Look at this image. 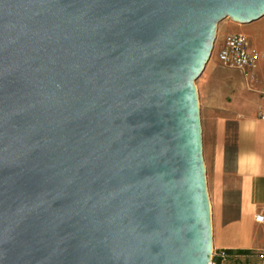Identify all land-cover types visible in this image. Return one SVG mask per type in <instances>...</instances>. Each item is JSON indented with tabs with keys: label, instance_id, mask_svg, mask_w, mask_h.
<instances>
[{
	"label": "water",
	"instance_id": "water-1",
	"mask_svg": "<svg viewBox=\"0 0 264 264\" xmlns=\"http://www.w3.org/2000/svg\"><path fill=\"white\" fill-rule=\"evenodd\" d=\"M264 0H0V264H209L196 81Z\"/></svg>",
	"mask_w": 264,
	"mask_h": 264
},
{
	"label": "crops",
	"instance_id": "crops-1",
	"mask_svg": "<svg viewBox=\"0 0 264 264\" xmlns=\"http://www.w3.org/2000/svg\"><path fill=\"white\" fill-rule=\"evenodd\" d=\"M229 30L246 35L263 57L251 83L239 70L217 69L216 58L200 90L211 159L212 243L216 251H232L219 264H259L264 225L255 216L264 211V121L259 119L264 111V17L244 25L224 24L217 49ZM230 125L233 147L228 151Z\"/></svg>",
	"mask_w": 264,
	"mask_h": 264
},
{
	"label": "built area",
	"instance_id": "built-area-1",
	"mask_svg": "<svg viewBox=\"0 0 264 264\" xmlns=\"http://www.w3.org/2000/svg\"><path fill=\"white\" fill-rule=\"evenodd\" d=\"M263 54L256 50L249 38L240 33L226 35L217 49V59L224 66L239 70L248 81L255 80V71ZM264 121V111L259 114ZM255 221L264 225V211L256 214ZM231 255L223 251L213 250L209 264H217V259L226 261ZM259 264H264V250L259 255Z\"/></svg>",
	"mask_w": 264,
	"mask_h": 264
},
{
	"label": "rangeland",
	"instance_id": "rangeland-1",
	"mask_svg": "<svg viewBox=\"0 0 264 264\" xmlns=\"http://www.w3.org/2000/svg\"><path fill=\"white\" fill-rule=\"evenodd\" d=\"M235 24L233 23L230 19H225L222 22L219 23L218 27H217V34H216V40L214 43V49L211 55V58L209 60V62L207 63L203 73L201 74V76L197 79L196 81V87H197V92H198V100H199V107H200V117H201V124H202V140H203V157H204V163H205V168H206V181H207V191H208V196H209V200H210V205H211V199H210V183H211V159H210V155L208 152V146H207V138H206V134H205V122H204V117H205V113H204V109L202 107V103H201V89L203 87V82H204V78L207 74V72L209 71V67L212 66V64L214 63V60L216 61L217 58V41L219 42V40L222 38L221 33L219 32L220 27H222L224 24ZM236 26V25H233ZM229 33H237L234 30H229L226 34L223 35V38L228 35ZM218 60V59H217ZM216 67L217 69H223V70H232L229 67L224 66L222 63H220L219 61H216ZM256 72V71H255ZM256 80V79H255ZM254 81H248V82H255ZM227 147H228V151L232 150L233 147V128L230 125L229 129H228V134H227ZM211 220L213 223V209L211 206ZM214 250V249H213Z\"/></svg>",
	"mask_w": 264,
	"mask_h": 264
},
{
	"label": "trees",
	"instance_id": "trees-1",
	"mask_svg": "<svg viewBox=\"0 0 264 264\" xmlns=\"http://www.w3.org/2000/svg\"><path fill=\"white\" fill-rule=\"evenodd\" d=\"M223 252H225L226 254H232V251H230V250H224ZM238 253H241V254H246V253H248L247 251H240V252H238ZM219 260L217 259V264H219Z\"/></svg>",
	"mask_w": 264,
	"mask_h": 264
}]
</instances>
